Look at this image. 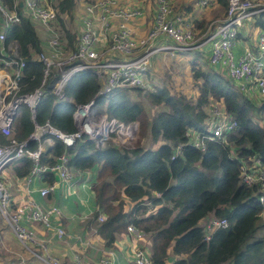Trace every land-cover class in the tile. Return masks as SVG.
Instances as JSON below:
<instances>
[{
    "label": "trees",
    "instance_id": "obj_1",
    "mask_svg": "<svg viewBox=\"0 0 264 264\" xmlns=\"http://www.w3.org/2000/svg\"><path fill=\"white\" fill-rule=\"evenodd\" d=\"M217 1L226 5V0ZM3 2L8 7L12 4V0ZM53 4L56 23L71 48L79 30L69 31L63 17L72 12L74 2L53 0ZM263 16L264 11L254 14L253 21L242 32L252 26L264 28ZM192 22L202 27L201 22ZM11 40L17 41L18 54L24 60L19 91H29L41 79L42 64L36 53L42 49V43L28 14L21 12L19 20L8 25L4 43ZM197 57L198 53L188 60L187 66L195 85L193 99L172 94L166 84L143 90L150 104L163 105L151 116L145 115L146 119L143 104L132 97L133 92L142 89L119 86L94 98V111L103 110L118 118L141 115L151 146L143 147L137 142L127 154L111 144L95 145L84 135L65 148L53 137L40 159L52 161L65 150L72 169L82 171L96 166L91 182L95 204L91 217L106 246H111L114 235L124 232L130 223L149 237L152 264H264V201L258 200L257 183L247 184L239 177V163L251 156H257L264 166V97L255 89L257 93L240 89L224 68ZM52 78L44 83L34 119H47L62 131H73L71 111L75 103L93 95L96 78L89 71L75 73L64 85L61 98L51 92ZM210 103L236 124L219 138L205 139L204 149L199 150L184 142V133L206 132L211 119ZM31 129L29 109L20 104L11 133L16 139H23ZM4 139L0 133V140ZM177 142L182 143L180 152L170 158L172 144ZM12 162L15 175L28 173L27 157ZM43 176L46 180L53 177L51 173ZM99 212L103 214L100 221ZM211 217H224L227 224L215 228L206 240L204 223Z\"/></svg>",
    "mask_w": 264,
    "mask_h": 264
},
{
    "label": "built area",
    "instance_id": "obj_2",
    "mask_svg": "<svg viewBox=\"0 0 264 264\" xmlns=\"http://www.w3.org/2000/svg\"><path fill=\"white\" fill-rule=\"evenodd\" d=\"M213 1L197 0V4L206 7ZM154 3L156 8L151 25L144 36L135 39L125 21L138 15V8L122 7L115 0L87 2L84 7L86 15L81 20L72 47L68 48L67 38L63 37L56 23L53 0H12L10 7L0 0V133L5 138L0 140V215L19 245L31 255L28 259L17 256L8 264H33L35 259L41 264H64L48 252L45 239L27 226V222H38L45 229L50 228L51 218L60 214L57 205L43 207L32 198L28 186L30 178L37 175L46 181L36 188L37 194L43 197L52 193L59 181L67 185L72 183L76 170L69 164L67 151L62 150L52 161L40 159L45 147L52 144L53 137L58 138L64 148L73 145L78 137L84 135L95 145L111 144L129 153L138 134V117L126 115L118 118L107 115L103 110L95 112L92 106L97 95L107 94L114 87L150 88L145 73L154 51L162 50L173 55L177 51L205 47L209 63L224 68L240 89L248 90L250 85L264 97V28H260L256 39L250 40L241 50H233L238 34L253 21V15L264 11V0H226L222 16L209 20L200 30H196L191 18H186L182 11L174 7L172 0H154ZM21 7L48 31L45 39L48 48L36 53L42 64L41 79L37 86L24 92L19 91L18 83L24 65L23 58L18 54V43L16 40L4 43L5 31L11 22L19 20ZM114 18L120 20L113 24ZM158 37L168 39L170 43L157 46L155 40ZM206 43L208 46H205ZM119 53L121 55L115 56ZM79 71L93 73L97 87L89 99L75 103L71 111L75 129L62 131L47 119L37 122L34 108L43 94L46 80L53 77L51 92L56 98H61L64 85ZM20 104H25L29 109L32 129L25 138L16 139L11 133V125ZM210 114L206 132L186 130L185 143L203 150L205 139L219 138L236 124L216 104L211 105ZM31 141L34 142L33 146L29 145ZM181 145V142L172 144L170 158L180 152ZM21 156L30 161L29 171L24 177L26 196L21 202L11 205L9 191L2 180V170L6 164ZM46 173L56 174L57 179H44ZM239 177L247 184L257 183L260 190L258 200L264 201V166L257 156L239 163ZM102 219L103 214L99 212L97 220ZM226 224L224 217L209 218L204 223L203 238L207 240L215 228ZM53 228L56 236L63 234L59 224ZM125 231L136 239L143 236V232L130 223ZM113 259L114 252L108 248L98 257L96 264H112ZM72 264L93 263L83 262L74 254ZM130 264H152L143 246L132 249Z\"/></svg>",
    "mask_w": 264,
    "mask_h": 264
},
{
    "label": "crops",
    "instance_id": "obj_3",
    "mask_svg": "<svg viewBox=\"0 0 264 264\" xmlns=\"http://www.w3.org/2000/svg\"><path fill=\"white\" fill-rule=\"evenodd\" d=\"M83 1L84 0H73V6L76 9V17L71 15V21L63 17L65 26L71 32L76 33L79 30L82 16H85L81 10ZM86 1L90 0H85V2ZM115 1L119 2L118 4L122 7H136L139 9L140 13L128 19L125 21V23L131 30V33L135 39L144 36L147 29L151 25L154 15V0ZM195 1L197 3V0H173V5L177 10L182 11L186 18H191L192 21L196 20L197 22H201L202 27L209 20H213L214 18L222 16L224 12V5H222L217 0H214L206 7H198ZM25 10L23 7L19 9V11L23 13H26ZM119 20L120 19L114 18L113 24H116ZM34 21L36 22L35 26L37 27L35 30L38 34V37L40 36L41 38L42 49H47L48 47L45 43V39L48 36V31H46L42 25L38 23V21ZM195 27L196 30L202 28L196 25ZM250 28L252 27H249V29ZM245 29H247V27ZM249 29L244 33L241 32L240 35L238 34V38L236 39L233 46V50L235 52H238L237 50H241L242 46H244L242 45V39L247 38L249 41L254 40L249 34ZM162 43L170 42L168 39H164L163 37H158L155 40V44L157 46ZM195 49H198L199 53L196 52L198 50ZM194 50L196 52L195 55L198 53L197 59H206L207 49L205 47L193 48L184 52L183 54L187 56L189 60L191 57H193ZM183 54H175L176 56L173 55V57H176V60H178L179 58H183L180 57ZM189 54H191V56ZM119 55H121V53L115 56ZM163 58L168 59L170 56L168 57L167 52L162 50L154 51L149 57L145 76L146 78L148 77L147 79L152 88L159 84L154 78V73L158 71V68L161 66L160 59ZM183 60H185V64L188 66L187 59L183 58ZM188 76L191 80L189 72ZM14 164L15 163L11 161L8 163L9 166L6 164L2 170V177L8 180L5 185L7 186L11 197V205L21 202L26 196L24 192L25 175L21 177L15 175L13 171ZM95 170L96 166L82 171H75V177L70 185L59 181L55 190L45 197L38 195L36 188L45 184L46 181L37 175L32 176L28 183V186L31 189L30 194L32 198L43 207L52 204L57 205L60 209V214L58 217L53 216L51 218L52 227L50 228L45 229L37 222H27V226L34 230L39 236L44 238L46 244L49 243V246L47 245L48 252L59 258L64 264L72 262V257L74 254H77L83 262H92L93 264H96L98 257L101 256L108 248H111L114 252L112 264H126L130 255L132 256V249L137 246H143L142 244H144L146 240L148 241L149 249H145V251L150 253V240L146 234H143L140 239H136L126 231L116 233L114 235L112 245L106 246L104 239L96 232L95 223L92 219L93 217L90 215V213L95 209L94 198L91 190V182L94 178ZM4 224L6 225L4 226ZM4 224L0 222V264H8L17 256H22L25 259L31 258L30 253L25 251L19 245L5 220ZM58 224L63 229V234L60 236H56L53 228L54 225ZM170 257L172 258V255H170ZM171 258L169 260H171ZM33 264H41V262L35 259Z\"/></svg>",
    "mask_w": 264,
    "mask_h": 264
},
{
    "label": "rangeland",
    "instance_id": "obj_4",
    "mask_svg": "<svg viewBox=\"0 0 264 264\" xmlns=\"http://www.w3.org/2000/svg\"><path fill=\"white\" fill-rule=\"evenodd\" d=\"M91 1L92 0L86 1V2H85V0L83 1L82 5H81V10L83 12V15H86V11L84 10L86 3L91 2ZM172 3H173V0H172ZM195 3H196V1H195ZM154 5H155V3H154ZM197 6L200 7L198 4H197ZM155 8H156V5H155ZM155 8H154V12H155ZM224 8H225V6H224ZM72 9H73L72 12L68 11V13H65L66 15H64L65 19H67L69 21L72 20V16L76 17L75 7L73 6ZM83 17L84 16H82V18ZM31 23L34 26L36 24V22L34 20H31ZM63 24H64V19H63ZM80 26H81V23H80ZM34 28L36 29L37 27L35 26ZM197 30H200V29H197ZM259 30H260V27H258V26H252V28L249 29V34H250L252 39H254V40L256 39ZM47 35H48V33H47ZM241 41H243L242 45H246L249 42V40L247 38L242 39ZM205 46H208V43H206ZM195 50H198V49H195ZM195 50H194V55L196 52L199 53V50L196 52H195ZM237 51H239V50H237ZM175 54L180 55L183 53L182 52H179V53L175 52L173 55H175ZM173 55H170L169 53H167V56L168 57L170 56V58L160 59L161 66L158 68V71L154 73V78L156 79L157 83H159L158 85L166 84L167 88L169 89V91L172 92V94H182L188 99H193V97H194L193 94L195 91V85L193 84L192 79L190 80V78L188 76L187 65L185 64V60H183V58H186L188 61V58H187V56H185L183 54L182 56H180L183 58H179L178 60H176L177 58L173 57ZM189 55L191 56V54H189ZM263 60H264V58H263ZM187 64H188V62H187ZM150 88H152V87L150 86ZM150 88H148V89H150ZM246 91L251 92V91H255V90L249 85L248 90H246ZM131 92H133V91H131ZM145 92L146 91L143 92V90H142V92H139V93L133 92L134 95H132V97L134 100L143 104L144 110H145V113H143V117L146 119V116L147 117L151 116L158 109L162 108L163 105H161V104L160 105L150 104L148 102L146 96H145ZM255 93H257V92L255 91ZM210 105H212V103H210ZM209 109H210V107H209ZM98 111H101V110L97 109V111H95V112H98ZM137 117H138L137 120L139 122V130H138V134H137L135 140L132 143V146H134V144H136L137 142H140V144L143 147L151 146L152 142L151 141L149 142L150 136L148 134L146 127L143 126L141 115L137 114ZM34 176H36V175H34ZM74 177H75V175H74ZM2 180L5 183L8 182V180H6L3 177H2ZM0 222H2L4 224V218L1 215H0ZM5 225L6 224H4V226ZM46 245L49 246V243H47ZM142 245L146 250L149 249V244H148L147 240ZM130 263H131V255L128 258L126 264H130ZM67 264H72V262H68Z\"/></svg>",
    "mask_w": 264,
    "mask_h": 264
},
{
    "label": "water",
    "instance_id": "obj_5",
    "mask_svg": "<svg viewBox=\"0 0 264 264\" xmlns=\"http://www.w3.org/2000/svg\"><path fill=\"white\" fill-rule=\"evenodd\" d=\"M54 178L57 179V175L56 174L54 175Z\"/></svg>",
    "mask_w": 264,
    "mask_h": 264
}]
</instances>
